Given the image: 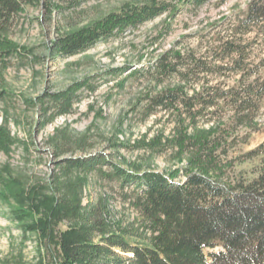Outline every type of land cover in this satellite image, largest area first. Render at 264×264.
<instances>
[{"label": "rangeland", "instance_id": "1", "mask_svg": "<svg viewBox=\"0 0 264 264\" xmlns=\"http://www.w3.org/2000/svg\"><path fill=\"white\" fill-rule=\"evenodd\" d=\"M148 1L26 5L5 28L13 51L0 58V128L10 137L0 144V264L59 263L61 235L73 226H93L95 242L122 231L133 242L146 239L150 232L137 187L123 186L115 166L176 174L177 181L186 171L229 183L255 176L260 158L247 154L264 141V102L257 119L261 130L244 142L247 127L220 132L227 118L193 123L176 111L152 108L150 98L178 86V78L158 82L130 75L170 49L203 54L212 36L224 34L251 0H213L177 15L168 12L86 52L52 55L57 38ZM256 49L259 56L262 43ZM69 89L73 95L64 105L66 97L57 96ZM219 133L222 144L215 146ZM77 159L92 165L66 166ZM52 197L78 209L62 215L47 235L31 224L47 217ZM22 207L25 215L16 211Z\"/></svg>", "mask_w": 264, "mask_h": 264}, {"label": "trees", "instance_id": "2", "mask_svg": "<svg viewBox=\"0 0 264 264\" xmlns=\"http://www.w3.org/2000/svg\"><path fill=\"white\" fill-rule=\"evenodd\" d=\"M85 1L0 0V58L13 51V42L3 34L13 15L24 6L40 4L49 8L54 3L77 6ZM211 1L149 0L124 7L57 38L52 55L75 56L98 42L120 36L128 28H136L168 12L177 15L185 9H198ZM261 43L262 53L258 56L256 45L259 47ZM130 75H150L158 82L178 78V86L150 98L152 108L176 111L193 123L227 118L228 123L220 132L230 134V128L234 131L247 127L249 131L243 140L248 141L252 133L261 130L257 119L264 102V0H251L246 13L230 21L224 34L212 36L203 54L195 49L186 52L170 49ZM72 89L57 94L61 99L66 97L64 105L71 99ZM220 139V133L213 138L215 146L222 144L218 142ZM8 143V133L0 128V144ZM247 155L260 158L256 174L235 183L201 171H186L185 178L177 181L176 174L130 172L115 166L114 173L123 186L130 183L137 187V205L147 220L150 235L133 242L122 231L95 242L93 226H73L61 235L62 254L57 264H264V141ZM91 165L90 160L77 159L69 160L66 166ZM76 208L52 197L47 217L33 221L31 228L48 235L62 215L75 214ZM16 211L25 215L27 210L22 207Z\"/></svg>", "mask_w": 264, "mask_h": 264}]
</instances>
